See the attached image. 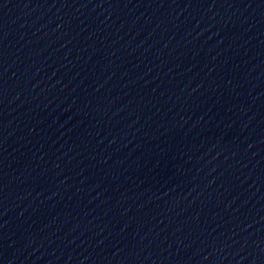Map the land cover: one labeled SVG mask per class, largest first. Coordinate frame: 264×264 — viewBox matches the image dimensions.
Listing matches in <instances>:
<instances>
[{
  "label": "water",
  "instance_id": "obj_1",
  "mask_svg": "<svg viewBox=\"0 0 264 264\" xmlns=\"http://www.w3.org/2000/svg\"><path fill=\"white\" fill-rule=\"evenodd\" d=\"M0 264H264V0H0Z\"/></svg>",
  "mask_w": 264,
  "mask_h": 264
}]
</instances>
